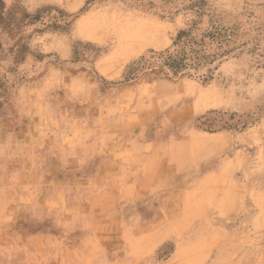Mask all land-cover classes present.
<instances>
[{"label":"rangeland","instance_id":"rangeland-1","mask_svg":"<svg viewBox=\"0 0 264 264\" xmlns=\"http://www.w3.org/2000/svg\"><path fill=\"white\" fill-rule=\"evenodd\" d=\"M0 264H264V0H0Z\"/></svg>","mask_w":264,"mask_h":264},{"label":"trees","instance_id":"trees-1","mask_svg":"<svg viewBox=\"0 0 264 264\" xmlns=\"http://www.w3.org/2000/svg\"><path fill=\"white\" fill-rule=\"evenodd\" d=\"M193 33L192 29L180 31L172 50L152 56L153 62L159 64L161 68H167L168 72L159 70V73L176 76L188 71L203 78L209 71L205 65L215 62L229 51L227 49L229 44L223 38L222 30L215 28L199 33V37ZM144 62L146 65L148 59Z\"/></svg>","mask_w":264,"mask_h":264}]
</instances>
